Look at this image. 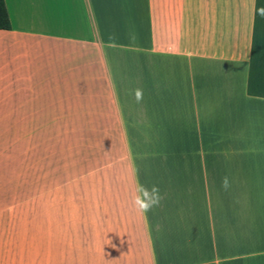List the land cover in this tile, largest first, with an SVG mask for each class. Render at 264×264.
<instances>
[{
	"label": "crops",
	"instance_id": "1",
	"mask_svg": "<svg viewBox=\"0 0 264 264\" xmlns=\"http://www.w3.org/2000/svg\"><path fill=\"white\" fill-rule=\"evenodd\" d=\"M4 3L0 129H46L57 125L48 112L89 111L97 65L122 142L150 145V167L134 180L136 197L156 202L127 217L115 196L93 195L40 202L32 215L28 135L7 161L26 180L0 200V264H264V98L246 93L255 0ZM48 96L63 103L48 108Z\"/></svg>",
	"mask_w": 264,
	"mask_h": 264
},
{
	"label": "rangeland",
	"instance_id": "2",
	"mask_svg": "<svg viewBox=\"0 0 264 264\" xmlns=\"http://www.w3.org/2000/svg\"><path fill=\"white\" fill-rule=\"evenodd\" d=\"M45 64L47 88L50 90L55 72L54 48H48ZM95 75L96 94L89 111L48 112V121L55 120L52 123L57 125H48L46 129H0V148L4 149H0V200H4L6 193L19 181L21 183L24 178L26 180L22 173L17 176L16 170L7 165V161H18L17 155L13 154L18 152V148H22L21 153L24 151L29 135L32 215H38L40 202H87L93 195L101 198L103 195L115 196L118 206L121 202L125 207L127 217L136 215L133 206L137 196L134 175L139 170L149 169L150 145L122 142L117 113L112 110V102L102 81L98 80L101 71L97 65ZM53 102L63 103L59 98L48 96V108L53 106ZM13 137L16 140L10 143ZM6 141L13 146L12 152L5 150L6 146L3 145ZM140 178L150 186V175L141 173ZM96 189L109 191H93ZM251 198H262V193H234V199ZM98 205L105 206L103 202ZM112 205L110 201L107 209ZM82 227V224L77 223L75 230L82 231Z\"/></svg>",
	"mask_w": 264,
	"mask_h": 264
},
{
	"label": "trees",
	"instance_id": "3",
	"mask_svg": "<svg viewBox=\"0 0 264 264\" xmlns=\"http://www.w3.org/2000/svg\"><path fill=\"white\" fill-rule=\"evenodd\" d=\"M259 8H264V0H255L246 93L248 96L264 98V16L256 14L255 10ZM0 30H10L4 0H0Z\"/></svg>",
	"mask_w": 264,
	"mask_h": 264
},
{
	"label": "clouds",
	"instance_id": "4",
	"mask_svg": "<svg viewBox=\"0 0 264 264\" xmlns=\"http://www.w3.org/2000/svg\"><path fill=\"white\" fill-rule=\"evenodd\" d=\"M256 14L264 16V8L256 9ZM137 98L139 97V92H136ZM224 187H227V178L222 180ZM156 202V197L154 196L151 200H141V197H136L133 201V206L140 212H145L149 207Z\"/></svg>",
	"mask_w": 264,
	"mask_h": 264
}]
</instances>
